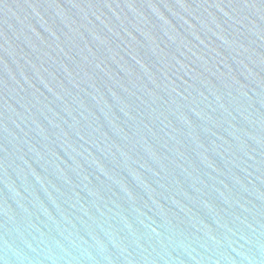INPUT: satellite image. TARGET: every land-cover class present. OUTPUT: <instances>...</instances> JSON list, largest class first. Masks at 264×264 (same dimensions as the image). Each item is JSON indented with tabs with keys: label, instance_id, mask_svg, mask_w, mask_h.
<instances>
[{
	"label": "water",
	"instance_id": "obj_1",
	"mask_svg": "<svg viewBox=\"0 0 264 264\" xmlns=\"http://www.w3.org/2000/svg\"><path fill=\"white\" fill-rule=\"evenodd\" d=\"M0 264H264V0H0Z\"/></svg>",
	"mask_w": 264,
	"mask_h": 264
}]
</instances>
